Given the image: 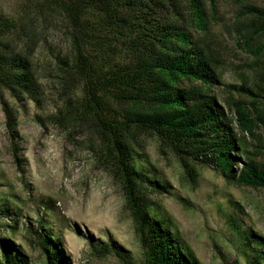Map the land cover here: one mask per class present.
Listing matches in <instances>:
<instances>
[{"label":"trees","instance_id":"trees-1","mask_svg":"<svg viewBox=\"0 0 264 264\" xmlns=\"http://www.w3.org/2000/svg\"><path fill=\"white\" fill-rule=\"evenodd\" d=\"M32 1L19 16L0 8V101L19 167V113L6 91L23 106L24 97L40 103L33 61L37 28L46 12H56L68 27L71 58L62 68L65 104L51 122L85 126L93 134L96 161L120 185L133 218L144 249L142 264H201L153 207L149 197L158 186L140 156L146 138L155 137L177 157L187 180H194L201 165L228 182L264 188V0H235L231 29L254 58L253 76L242 77L241 84L224 82L217 48L202 39L218 22L219 0ZM220 86L225 94L218 93ZM230 218L256 257L247 264L264 262L262 250L250 246L263 247L264 238H250L249 230ZM34 233L47 264H69L51 235ZM116 253L123 264H133L120 249ZM0 264L31 261L0 238Z\"/></svg>","mask_w":264,"mask_h":264},{"label":"rangeland","instance_id":"rangeland-1","mask_svg":"<svg viewBox=\"0 0 264 264\" xmlns=\"http://www.w3.org/2000/svg\"><path fill=\"white\" fill-rule=\"evenodd\" d=\"M32 3L0 0V8L19 16ZM237 9L235 0H219L218 22L202 37L206 46L217 48L226 84H241L242 77L253 76L254 58L236 43L231 29ZM43 17L33 55L42 99L38 103L24 97L23 106L6 91L7 100L19 113L21 168L0 101V238L25 253L31 264H47L35 231L51 235L69 264H123L117 249L133 264H142L144 249L133 218L120 185L96 161L93 134L85 126H61L50 120L65 104L62 68L65 60L70 61L71 46L63 16L46 12ZM217 89L225 94L222 86ZM145 146L140 158L159 191L150 194L151 203L201 264L256 260L247 252V238L242 240L244 235L233 228L230 217L249 230L250 238H264V188L228 182L213 167L201 165L194 180H187L177 157L160 147L157 138L147 137ZM260 159L264 161V153ZM250 244L264 253V246Z\"/></svg>","mask_w":264,"mask_h":264}]
</instances>
